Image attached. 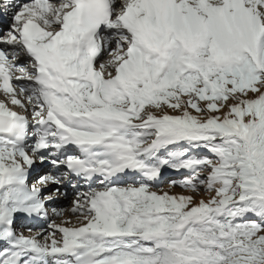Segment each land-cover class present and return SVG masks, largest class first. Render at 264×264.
<instances>
[{"label": "snow or ice", "instance_id": "1", "mask_svg": "<svg viewBox=\"0 0 264 264\" xmlns=\"http://www.w3.org/2000/svg\"><path fill=\"white\" fill-rule=\"evenodd\" d=\"M9 14L0 264H264V0H0ZM37 159L65 171L29 187ZM164 167L212 195L150 190ZM62 177L89 185L72 201L80 225L15 230L47 216L60 190L43 189Z\"/></svg>", "mask_w": 264, "mask_h": 264}, {"label": "rangeland", "instance_id": "2", "mask_svg": "<svg viewBox=\"0 0 264 264\" xmlns=\"http://www.w3.org/2000/svg\"><path fill=\"white\" fill-rule=\"evenodd\" d=\"M103 58H101L100 59V61H98V63H97V65L100 63V62H103L106 58H107V54L106 53H104V55L102 56ZM3 96V95H2ZM231 101H229V103H230ZM201 106L203 107V103L201 104ZM29 107V115H30V112H31V110H32V107H31V105H29L28 106ZM152 111H153V113H154V115H160L161 113H159V112H156V110L155 109H152ZM164 111L165 112H167L169 115H179L180 113L179 112H175V111H173V110H171V109H167V108H165L164 109ZM189 111L191 112L192 110L191 109H189ZM193 114H195V113H193ZM164 168H166V170L167 169H170V168H167V167H164ZM172 169H170V171H171ZM181 171H183V170H181ZM181 171H179L178 173H180ZM169 172V171H168ZM173 174H176L177 173V171H174L173 170V172H172ZM49 174V173H48ZM50 175V174H49ZM180 175V174H179ZM202 175H205V174H202ZM46 176V175H45ZM178 177V176H177ZM177 177H174V178H172V179H175V178H177ZM186 178H189V174H183L182 176H181V178H179V179H177V180H175V182H176V186H172V184H171V181H166L164 184H162V185H160V186H158V187H150V190H152V191H156L158 194L159 193H162V192H168L170 195H192L193 196V203H197L200 199H204V200H207L212 194L211 193H204V191H203V188H202V186H201V188H200V191L199 192H197V193H191V192H189V191H186L185 189H183L182 187H180L179 185L186 179ZM174 181V180H173ZM172 181V182H173ZM121 185H123V184H121ZM97 188H100L101 186H99V184H98V186H96ZM82 192H84V191H82ZM74 199H76V194H72V195H70V200L68 201V202H66V203H64V206L66 207V206H69L70 208H72V201L74 200ZM67 215V214H66ZM60 216H64V214H62V215H60ZM77 216H78V214H68L67 215V217H72L73 218V224L72 223H70V222H68V223H66V224H64L63 226H65V227H71V226H79L80 225V223L82 222V218H80V219H78L77 218ZM250 219H255L254 217H249ZM61 221H68V220H66V219H61V217L59 218H54V220H52L51 222H55L56 224H60L61 223Z\"/></svg>", "mask_w": 264, "mask_h": 264}, {"label": "bare ground", "instance_id": "3", "mask_svg": "<svg viewBox=\"0 0 264 264\" xmlns=\"http://www.w3.org/2000/svg\"><path fill=\"white\" fill-rule=\"evenodd\" d=\"M25 3L26 2H28V0H25L24 1ZM5 17H9V22L8 23H10V14H9V16L7 15V16H5ZM101 56H102V54H101ZM100 56V57H101ZM100 57L98 58V59H100ZM103 58V57H102ZM98 61V60H97ZM25 62V58L24 57H19L18 58V60H17V63H20V64H23ZM14 83H17V84H20V83H25L24 81H13ZM0 100H4L6 103H7V101H6V99H5V97L4 96H2V94H0ZM9 107H12L10 104L8 105ZM31 126V125H30ZM32 127V126H31ZM51 163L46 159L45 161H44V163H40L39 165H37V166H35L36 167V170H38V175H37V178H36V180H38V178L39 177H41V176H45V175H42V173L44 172V171H48V165H50ZM33 167V166H32ZM62 168V167H61ZM55 169V168H54ZM31 170H32V168H31ZM170 171V170H169ZM49 172V174H51V175H55L56 174V172H53L52 170H50V171H48ZM178 173V172H177ZM176 173V174H177ZM168 175L169 173H168V171L166 170V168H163L162 169V171H161V174H160V176L161 175ZM176 174H173L172 173V175H173V178L174 177H177L176 176ZM172 175H170V176H172ZM175 175V176H174ZM178 178V177H177ZM128 181V180H127ZM67 182V181H66ZM130 182V181H129ZM94 183H97V182H94ZM99 183H97V185H98ZM121 184H125L123 181H121L120 183H119V185L118 186H125V185H121ZM100 186V185H99ZM56 188H59V193H57V195H56V197H57V199L56 200H54L53 202H52V205H53V207L54 208H56V210H62V214H64V216H57V215H55L56 217H61V219H66V220H68V222H70V223H72L73 222V218L72 217H67V215L68 214H73L72 212H71V208L69 207V206H64V203H66V202H68L69 200H70V195H69V193H70V190L69 189H67V188H64V187H59V186H57V185H48L47 187H45L44 189H43V193H42V195H44V194H48V193H46L49 189H56ZM97 187L95 186V187H93L92 189H96ZM89 190V188H87V190L86 191H88ZM78 192H80V191H78ZM62 193V194H61ZM44 196H47V195H44ZM62 196V197H61ZM61 197V198H60ZM59 198H60V200H59ZM67 214V215H66ZM54 215V214H53ZM75 215V214H74ZM53 219V217H51L50 218V220H52ZM16 220H18V217H17V219ZM49 220V221H50ZM73 224V223H72ZM47 226H48V223L47 224H44V225H42V226H40L39 228H37V229H31V231H29V230H21V232H23V234L25 235V236H27V233H29V236H32V235H35L37 232H39V231H41V230H44V229H47ZM74 226V225H73ZM41 242H43V239L41 238Z\"/></svg>", "mask_w": 264, "mask_h": 264}]
</instances>
